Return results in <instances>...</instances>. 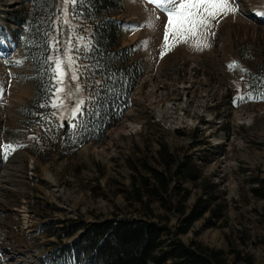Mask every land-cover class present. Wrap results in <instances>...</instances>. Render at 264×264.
<instances>
[{
	"label": "rangeland",
	"instance_id": "obj_1",
	"mask_svg": "<svg viewBox=\"0 0 264 264\" xmlns=\"http://www.w3.org/2000/svg\"><path fill=\"white\" fill-rule=\"evenodd\" d=\"M57 7L54 34L59 32L58 22L65 34L62 44L58 34L51 37L52 42L53 39L59 42V50L51 48L50 56L55 59L64 56L69 47L73 49L71 54L76 59L79 80L71 79L72 68L66 60L65 82L71 90L76 89L77 83L81 88L65 98L66 106L62 109L42 103L43 127H40L32 121L36 118L33 113L36 87L24 41L27 29L22 23L30 16L31 5L28 0H0V88L3 89L0 134H4L0 137V158L6 159L4 164L9 167L6 180L11 183L8 187L17 190L6 195L9 202L4 207L16 216L27 208L36 213L39 225L48 221L49 227L48 231L44 228L45 234L40 230L22 241L27 242L23 249L30 254V262L24 259L22 264H46L43 258L51 255L57 245L61 247L56 249L63 250L57 258L65 257L59 261L52 259L51 264H77L69 253L73 248L76 252L85 230L93 224L114 217L147 219L145 212L149 210L145 211L133 198L138 196L146 179L150 180L151 190L155 185L147 170L164 172V148L181 162L188 159L196 165V182L184 179L179 183L174 179L171 186L173 190L182 186L192 191L188 214L198 209L199 201L209 203V212L187 235L179 238L181 242L223 251L227 264H244L236 261L240 255H250L256 264H264V200L253 192L264 189V102L255 100L264 98L262 92L252 87L254 76H260L264 69V18L258 14L264 13V0H242L235 14L218 17L213 22L216 27L215 35L210 37L211 47L203 50L196 47L198 37L166 48L163 37L167 14L147 0H123L122 9L113 17L120 25L121 35L112 80L115 85L122 82V88L123 84L131 86V73L137 72L141 77L128 104L115 107L112 119L115 121L123 113L121 121L114 123L102 142H92L78 149L63 145L62 134L65 123L73 128L83 107L89 104L85 101V82L80 77L82 64L78 58L84 60L83 51L91 48L92 30L71 11L70 2L67 24L64 23V0H57ZM149 21L155 27L147 26ZM34 47L38 49V45ZM114 55L116 53H110L107 60L111 61ZM193 58L202 63L207 78L222 88L230 85L232 110H229L225 90L198 77L194 68L189 69L191 64L184 60ZM173 59H179L173 65L183 61L184 64L151 81L148 89L144 77H154L159 68H167ZM186 64L188 69L183 72ZM261 81L264 82V78ZM141 89L143 95L138 109L133 99ZM168 94L171 96L167 97ZM76 100H83L84 105L73 118ZM138 112L142 119L136 117ZM165 113L169 114L166 118ZM98 117L100 119V114ZM215 117L220 124L208 127L207 123ZM184 129L188 130L176 132ZM6 145H13L15 150L6 152ZM2 151L6 155L19 152L8 158ZM27 167L32 168L31 181L34 174L38 179L32 191L26 188ZM25 191L31 192L33 203L26 201ZM151 203L154 214L150 211L149 216L152 219L164 215L156 197L151 198ZM27 216L23 214L21 220L18 217L19 226L13 228L10 238L14 234L33 232L26 221L34 216ZM177 219V215L171 214L170 229L179 228ZM67 230L69 236H65ZM39 234L40 242L33 244ZM55 237L59 243L54 242ZM168 245L167 241L165 247ZM9 258L17 261V252L12 250Z\"/></svg>",
	"mask_w": 264,
	"mask_h": 264
},
{
	"label": "trees",
	"instance_id": "obj_2",
	"mask_svg": "<svg viewBox=\"0 0 264 264\" xmlns=\"http://www.w3.org/2000/svg\"><path fill=\"white\" fill-rule=\"evenodd\" d=\"M28 2L31 5V14L22 23L27 28V38L24 41L33 65V82L36 87V99L33 102V113L36 118L32 121L43 127L40 106L42 103L50 105L51 93L56 90L52 87L53 81L50 79L49 64L52 62L46 61V58L51 54V37L58 34L59 42L62 44L65 33L58 22L56 24L59 26V32L54 34L55 22L59 14L57 0H28ZM122 2L123 0H83L82 6L80 4L72 6L74 7L72 12L89 24L92 30L90 35L92 46L83 51L84 60L78 58L82 64L80 77L85 82V101L89 104L85 105L78 115L74 123L76 126L68 127L62 134L63 145L68 144V148L78 149L90 142H102L107 131L123 116L122 113L115 118V121L112 119L116 105L124 103L123 106H126L139 83L141 75L137 72L131 73V86L128 87L123 84L121 88L122 82L115 85L112 80L114 62L119 57L117 49L120 46L121 35L120 25L113 17L122 9ZM35 44L38 45L37 50ZM110 53L116 55L108 61L106 56L109 57ZM254 78L257 83H261L264 69L260 76ZM257 86L264 92V83ZM73 92L76 94L77 91L73 90ZM48 112L51 116V109ZM170 153L166 148L162 152L164 172L147 170L155 184L152 190L156 192L150 189L148 183L150 180L146 179L138 196L133 198L145 208V211L150 212L153 210L151 198L156 197L160 201L159 206L164 210L162 213L164 215L152 219L149 212H145L147 219L144 220L114 217L93 224L85 230L82 244L77 247L76 261H80L81 264H227L223 251L202 247L194 242L185 245L179 239L187 235L194 224L209 212V203L199 201L198 209L188 214L187 205L192 191L182 186L173 190L171 186L174 179L179 183L184 179L196 182L197 172L194 170L196 165L188 159L181 162L182 160ZM262 190L264 189H255L253 192L264 200ZM171 214L177 215L179 228H169ZM65 236H69L68 230ZM167 241L169 245L165 247ZM236 261L256 264L250 255L237 256Z\"/></svg>",
	"mask_w": 264,
	"mask_h": 264
},
{
	"label": "snow or ice",
	"instance_id": "obj_3",
	"mask_svg": "<svg viewBox=\"0 0 264 264\" xmlns=\"http://www.w3.org/2000/svg\"><path fill=\"white\" fill-rule=\"evenodd\" d=\"M71 3L72 6L80 4L82 6L83 0H64L66 7L64 8L65 20L68 23V14L70 12L67 5ZM148 3L155 4L158 9L167 14V24L164 33V45L171 49L179 42H186L189 38L198 37L196 47L198 50L211 47L210 37L215 35L214 28L218 17H226L229 14H235L241 3V0H147ZM74 12V7L71 9ZM264 18V13H258ZM158 19V18H157ZM147 26L155 27L152 21L148 22ZM170 37L172 38L170 41ZM69 45L71 40L68 41ZM59 42L53 39L50 47L54 51H58ZM73 49L69 47L64 56H57L55 59L49 56L46 61H51L49 68L51 69L50 79L53 81L52 87L55 92H52L53 97L51 106L55 108H64L66 106V97H71L74 92L66 84L67 70L65 68V60L68 66L72 68V80H79V72L76 65V59L72 56ZM163 55V53H162ZM19 63V62H17ZM245 73L246 69H242ZM99 83V82H97ZM251 86V85H250ZM81 85L77 83L75 91H79ZM3 94V89L0 88V96ZM84 105L83 100H76L72 108L73 118L82 109ZM43 107V105H41ZM76 125H73L75 127ZM5 151H14L13 145L4 146Z\"/></svg>",
	"mask_w": 264,
	"mask_h": 264
},
{
	"label": "bare ground",
	"instance_id": "obj_4",
	"mask_svg": "<svg viewBox=\"0 0 264 264\" xmlns=\"http://www.w3.org/2000/svg\"><path fill=\"white\" fill-rule=\"evenodd\" d=\"M178 60L179 59H175V60L171 61L169 63V65H168V67L165 68V69L164 68H159L157 75H155L154 77L145 76L144 79H145L146 83H148V89L150 87V82L151 81L157 80L162 75L165 76L170 70L175 69L178 65H180L182 63L184 64V61H187L188 63L191 64V67H189V69L194 68L193 72L196 73V75L198 77L202 78L203 80H206L209 83H213L217 87L222 88L220 85H218L217 83H215L214 81H212L211 78H207L206 77V74H205V71H204L205 69H203V65H202V63L199 60L197 61L194 58L191 61L188 60V59H185L183 62H181L179 64H176V65H173L175 62L177 63ZM187 67H188V65L186 64L184 66V69L182 71L184 72ZM222 89L225 90L227 92V94H228L229 106L231 107L229 110H232L233 109V105H232V99H231L230 91H228V88H222ZM190 91H193L194 93L196 92L195 90H192V89ZM142 95H143V89H141L138 92L136 101L133 102V104H136L137 105V108L138 109H139V99H140V97H142ZM170 96L171 95H169V94L167 95V97H170ZM184 104H188L189 105V104H191V102L190 103H184ZM167 116H169V114H166L165 113L164 118H166ZM136 117H139V118L142 119V116L140 115L139 112H138V114H137ZM216 120H217V117H215L214 120H212V122L207 123L209 125L208 127H211V125L216 126L217 124H220L219 121L217 120L218 121L217 122ZM132 127L134 128L133 125H131V128ZM187 130L188 129L176 130V132H185ZM196 131H198V129ZM5 161H6V159H4L3 157L0 158V165H1V168H0L1 169L0 170V197L2 198V199H0V258H1V263L2 264H11V263L12 264H22V261L24 259H28L29 262H30V254L27 253V252H25V250L23 249L24 245L27 242H22V241L24 239H27L29 237H32L35 233H37V231L44 230V228L46 227L45 225L47 224L48 221H44V224L41 227L39 225V222H37L38 220H36V213L35 212L32 213L27 208H23V211L21 212V215L20 216H16V215H11L9 213L7 206L4 207V205L5 204H8V202H9V199L6 198V195L9 194L10 192H11V194H14L15 192H17V190H14V189H11V188L8 187V184L11 183V182H9V181L6 180L7 175H8V171H9V167L4 164ZM27 168L29 170L28 169H25V176H26V179H27L26 188H28L30 191H32L33 190V187H35V183L38 182V181H36L38 179L36 178V175L33 173L34 174L33 181H31L32 168L31 167H27ZM27 172H28V175H27ZM5 173H6V175H5ZM30 193L31 192H29V193L26 192V194H27L26 201L33 203V196H31ZM25 213L28 216H34L30 221H29V218L27 216L28 219L26 221L27 224L29 223V227H30L29 229L31 231H33V232H31L28 235H16V234H14L12 236V238H10L11 237L10 235L12 233H14L13 232V228L19 226V221L21 220L22 215L25 214ZM18 217H20V220L18 219ZM18 242H20V243H18ZM54 249H55V247H54ZM54 249L52 250V253H53ZM12 250H15L17 252V254H18L17 261L12 260L11 258H9V253ZM25 264H27V263H25Z\"/></svg>",
	"mask_w": 264,
	"mask_h": 264
},
{
	"label": "built area",
	"instance_id": "obj_5",
	"mask_svg": "<svg viewBox=\"0 0 264 264\" xmlns=\"http://www.w3.org/2000/svg\"><path fill=\"white\" fill-rule=\"evenodd\" d=\"M54 242H57V243H59V242H58V237H55V241H54Z\"/></svg>",
	"mask_w": 264,
	"mask_h": 264
},
{
	"label": "water",
	"instance_id": "obj_6",
	"mask_svg": "<svg viewBox=\"0 0 264 264\" xmlns=\"http://www.w3.org/2000/svg\"><path fill=\"white\" fill-rule=\"evenodd\" d=\"M65 126L67 127V124L65 123Z\"/></svg>",
	"mask_w": 264,
	"mask_h": 264
}]
</instances>
